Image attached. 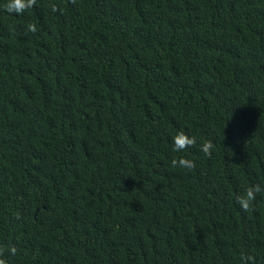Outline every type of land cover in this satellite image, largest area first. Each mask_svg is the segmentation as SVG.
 Returning a JSON list of instances; mask_svg holds the SVG:
<instances>
[{
  "label": "trees",
  "instance_id": "obj_1",
  "mask_svg": "<svg viewBox=\"0 0 264 264\" xmlns=\"http://www.w3.org/2000/svg\"><path fill=\"white\" fill-rule=\"evenodd\" d=\"M8 3L0 258L264 264V191L235 202L264 188V0ZM178 131L196 146L174 152Z\"/></svg>",
  "mask_w": 264,
  "mask_h": 264
},
{
  "label": "clouds",
  "instance_id": "obj_2",
  "mask_svg": "<svg viewBox=\"0 0 264 264\" xmlns=\"http://www.w3.org/2000/svg\"><path fill=\"white\" fill-rule=\"evenodd\" d=\"M74 3L75 0H72ZM36 4V0H9V3L6 5V11L9 13H17L22 14L23 12L31 9ZM53 11H56L57 9L55 6H53ZM29 32L35 33L37 31V28L34 24L28 25ZM196 146V138L195 137H189L185 132L178 131L177 134L173 138V151L174 152H185L189 148ZM214 148V145L212 141H205L201 147L200 150L206 155L211 156L212 155V149ZM172 167H181L184 169H187L189 171L194 170L196 167V164L193 160L184 158V157H177L173 158L171 160ZM264 191V188H262L260 185H254L250 186L245 193L242 195H238L236 197V203L240 206L241 210L244 212H251L253 211V202L256 200L257 193H260ZM11 255L16 254L15 247H12L8 250ZM4 255V249H0V257H3ZM253 260V257L251 256H241V264H247V261ZM0 264H6V261L3 258H0Z\"/></svg>",
  "mask_w": 264,
  "mask_h": 264
}]
</instances>
